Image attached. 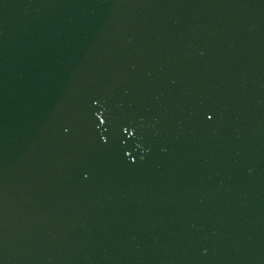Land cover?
<instances>
[{"label":"water","instance_id":"obj_1","mask_svg":"<svg viewBox=\"0 0 264 264\" xmlns=\"http://www.w3.org/2000/svg\"><path fill=\"white\" fill-rule=\"evenodd\" d=\"M41 264H264V0H81Z\"/></svg>","mask_w":264,"mask_h":264},{"label":"snow or ice","instance_id":"obj_2","mask_svg":"<svg viewBox=\"0 0 264 264\" xmlns=\"http://www.w3.org/2000/svg\"><path fill=\"white\" fill-rule=\"evenodd\" d=\"M97 115H99V113H97ZM209 118H211V117L209 116ZM102 122H103V118H102ZM125 131H127V129H125Z\"/></svg>","mask_w":264,"mask_h":264}]
</instances>
